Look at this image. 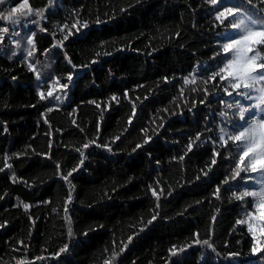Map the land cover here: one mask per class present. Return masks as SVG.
Instances as JSON below:
<instances>
[{
  "label": "trees",
  "instance_id": "trees-1",
  "mask_svg": "<svg viewBox=\"0 0 264 264\" xmlns=\"http://www.w3.org/2000/svg\"><path fill=\"white\" fill-rule=\"evenodd\" d=\"M7 2L14 7L21 0ZM29 4L45 9L44 18L21 17L20 36L13 37L10 27L0 45V264L21 259L30 264H264V251H251L254 240L247 225L236 223L246 218L245 209L254 211L251 202L236 201L222 183L236 159L231 142L227 149L216 146L220 155L208 167L211 140L227 123L219 113L225 111L233 125L240 123L234 109L220 103L234 102L236 93L227 96L219 83H203L221 59L215 55L219 35L230 29L227 20L224 25L215 20L219 5L208 0ZM64 24L68 28L61 31ZM3 26L7 22L0 21ZM33 33L36 50L28 57L27 38ZM12 39L20 41L19 48ZM29 62L40 71V81ZM69 74L72 82L60 90L54 80L67 83ZM185 78L195 83L185 84ZM50 84L53 96L40 100L38 92L47 94ZM56 90L64 96L61 102ZM113 95L119 103L111 100ZM132 102L136 115L129 125ZM142 128L151 136L148 144H143ZM197 133L204 143L195 139ZM86 143L90 146L84 149ZM138 143L142 147L133 151ZM105 144L111 152L97 147ZM73 168L64 181L61 173L66 176ZM229 183L243 185L240 179ZM217 185L219 199L212 195ZM69 189L71 203L65 204ZM24 204L31 207L25 210ZM65 243L68 251L57 258L54 253ZM173 246L177 255L170 252Z\"/></svg>",
  "mask_w": 264,
  "mask_h": 264
},
{
  "label": "snow or ice",
  "instance_id": "snow-or-ice-1",
  "mask_svg": "<svg viewBox=\"0 0 264 264\" xmlns=\"http://www.w3.org/2000/svg\"><path fill=\"white\" fill-rule=\"evenodd\" d=\"M53 0H48L49 5H51ZM139 2V0H138ZM213 6L219 5L218 8L214 9L215 20L219 23V25H224L225 21H228V26L231 30H234L233 34H229L227 31L221 33L224 36V42L220 45V51L215 53L221 57V59L217 62L216 70H212L210 76L203 81L205 85L210 82L213 83V87H216V84L219 83L221 85V90L227 96H232L233 92L236 93L237 97L240 99L235 100L234 102L228 103L224 100H221L220 103L222 105H226L227 109H234L232 115L238 116L240 122L235 125L232 124L231 119L225 111H221L219 115L221 118L226 121V124H222L219 126L218 135L216 139L211 140V144L213 145L212 151V160L211 164L208 166L209 170H211V166L216 164V157L220 155L219 152L216 151V146L218 145L222 149H227L229 142L232 144V148L236 153V159L234 162V166L232 167L231 174L224 178L222 181L223 184L229 185L228 191L231 192L232 198L236 201L241 202H251L254 211H247L245 209L246 218L238 219L236 223L246 224L248 232L253 235V246L252 253L256 254L258 252L264 251V248L261 247L264 244V0H257V3H254V0H239L236 4H231L227 2V0H208ZM7 7L4 10H0V21L7 22L8 26L0 27V45L3 44L5 40L6 34L10 32L11 27V35L13 37L20 36V32L16 30V28L20 25L21 17H29L35 16L41 19L44 18L45 9L37 8L34 9L29 4V0H21V2L17 3L16 6L12 7L7 0H0V5H6ZM121 11H127V9H121ZM28 21L25 22V26H27ZM31 23H36V20H32ZM79 24V20L76 22ZM97 24H100L101 21L97 19ZM195 26V25H193ZM73 28H76V31L79 32L80 29L76 27V24L72 25ZM83 28H88V23L84 22L82 24ZM68 28L67 24H64L61 28ZM43 31H47V29H43ZM71 33V30H69ZM179 36V32L176 33ZM68 36L65 35L63 39H67ZM16 48L20 47V41L18 39H12L11 41ZM59 43V42H58ZM27 44L31 47L27 50V56L32 57L36 50L35 42H34V33L27 38ZM56 46V45H53ZM62 47V44L60 45ZM47 49L45 50V54L47 53ZM221 53L223 55H221ZM107 54V53H105ZM12 55H16L15 52ZM99 55V53H97ZM39 63V61H36ZM68 63L71 64V59H68ZM92 63H96L95 60ZM47 67V65H45ZM73 67H76L73 65ZM28 68L32 71L36 79L38 81L41 80L40 71L37 70L34 63L29 62ZM219 78V81H217ZM15 79V77H13ZM167 77H164L165 82H167ZM73 80V76L69 74L67 76V83L60 84L59 78L54 80L56 85H59V89H67L68 84ZM185 84L195 83V79L193 78L191 81L187 78L184 80ZM196 91L195 88L192 89ZM183 92V90H181ZM205 94V99L207 98L208 89L205 87L203 89ZM40 100H45L48 97L53 96L52 85H49V90L47 94L43 90L38 92ZM127 98V90L124 93ZM55 99L59 100L60 96H56ZM147 99V97H145ZM112 101H119L117 97L113 95L111 97ZM241 100L250 101L247 106L242 104ZM204 101H201L203 103ZM91 103H96L95 101H91ZM99 107V105H97ZM132 113L128 117L127 123L129 125L132 124V119L136 115V104L134 102L131 103ZM48 111H52V108H48ZM164 111H167L165 109ZM249 114V119L245 120V114ZM161 119H163L161 117ZM75 123V121H73ZM162 126V125H161ZM230 129V130H229ZM7 131V129H4ZM142 132H147V129H141ZM209 131H211L209 129ZM202 133L196 134V140L201 141ZM115 140H119L120 137L116 136ZM191 139V138H189ZM151 140V136H147L143 141V144H148ZM205 141H201L204 143ZM90 143H95V141H91ZM193 143L191 142L187 145V151L191 152ZM90 145L88 143L83 145L84 149H87ZM51 147V144H49ZM97 147H105L109 152H111V148L108 145H97ZM142 144H136L133 151L137 148H141ZM80 151V149H77ZM47 155V154H45ZM84 153L81 152V156ZM231 155V153H230ZM51 157L49 156V159ZM174 159H176L174 157ZM184 156H180L179 160H183ZM84 163L83 159L80 160V164ZM4 167L11 168L10 164L5 163ZM57 170H59L60 165L58 163L55 164ZM4 168H0V171H3ZM76 168H73L72 171L68 172L65 176L61 173V177L64 181H68V178L72 176V173L76 171ZM203 171V170H201ZM244 174L243 176L241 174ZM207 176V172L203 173ZM255 174V175H250ZM199 179V176L196 177ZM240 179L243 181V185H237L236 188H233L230 185V181H236ZM13 182H15L16 177L12 176ZM248 181L252 183L249 184ZM158 183V182H157ZM71 191L69 189V196L67 197L65 204L71 203ZM150 191L154 197H156L157 201H159V196L155 189L150 188ZM217 199L220 198V186L217 185L215 192L212 194ZM31 207L29 204H24V209L28 210ZM156 208H159V203L157 202ZM64 212L67 214L68 209L65 206ZM156 219V215H153L152 218L148 221V224H151ZM211 220L215 222L216 217L212 216ZM6 223V222H5ZM68 236H72V228L70 226V220L68 221ZM255 225V226H254ZM4 225H0L3 227ZM83 235L87 236V232L83 233ZM197 237L198 233L195 234ZM129 242H131L132 237L128 238ZM199 243L200 241L197 239L196 241ZM23 244V241H20ZM203 243L208 244V247H213L208 241H203ZM124 248H127V245H123L121 249L123 251ZM181 248L178 251H183ZM68 251V244L65 243L63 247L59 249L57 253L54 255L58 258L60 254ZM214 251V248H213ZM172 255H177L176 246H173L170 249ZM231 256H237V253H230ZM37 260L43 259V257H36ZM17 264H30L29 261L26 260H18ZM105 264H109L108 261H105ZM175 264H183L181 260H177Z\"/></svg>",
  "mask_w": 264,
  "mask_h": 264
},
{
  "label": "rangeland",
  "instance_id": "rangeland-1",
  "mask_svg": "<svg viewBox=\"0 0 264 264\" xmlns=\"http://www.w3.org/2000/svg\"><path fill=\"white\" fill-rule=\"evenodd\" d=\"M229 34H233L234 33V30H231V29H228V30H226ZM225 32V31H224ZM223 32V33H224ZM224 36L223 35H219V41L221 42V44L224 42ZM55 94H56V96H60V99L59 100H57L56 99V101L57 102H61L62 101V99L64 98V96H62V94H60V92L59 91H55ZM237 99H240L239 97H237L236 96V100ZM241 102H242V104H244L245 106H247L249 103H251L250 101H247V100H241ZM249 119V114L248 113H246L245 114V120H248ZM240 123H243V122H240ZM253 175H255V174H253Z\"/></svg>",
  "mask_w": 264,
  "mask_h": 264
}]
</instances>
